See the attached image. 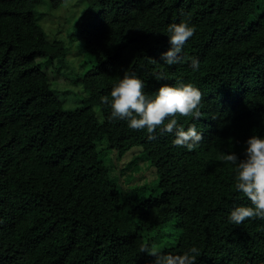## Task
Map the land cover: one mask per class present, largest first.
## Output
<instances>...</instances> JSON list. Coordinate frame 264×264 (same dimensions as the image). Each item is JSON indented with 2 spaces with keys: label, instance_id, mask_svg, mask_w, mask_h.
<instances>
[{
  "label": "trees",
  "instance_id": "obj_1",
  "mask_svg": "<svg viewBox=\"0 0 264 264\" xmlns=\"http://www.w3.org/2000/svg\"><path fill=\"white\" fill-rule=\"evenodd\" d=\"M65 1L0 0V264H153L140 247L159 242L164 254L199 248L196 264H264V219L230 222L250 202L221 160L264 137V0H81L63 39L35 9ZM186 19V59L167 65V29ZM73 37L85 58L69 67ZM67 67L81 91L71 109L51 88ZM125 71L150 96L162 84L199 88L201 118L176 117L202 134L195 149L110 118L101 97ZM123 154L153 180L120 187Z\"/></svg>",
  "mask_w": 264,
  "mask_h": 264
},
{
  "label": "clouds",
  "instance_id": "obj_2",
  "mask_svg": "<svg viewBox=\"0 0 264 264\" xmlns=\"http://www.w3.org/2000/svg\"><path fill=\"white\" fill-rule=\"evenodd\" d=\"M170 47L161 54V60L167 65L182 63L184 46L195 34V26L183 20L171 24L168 29ZM191 67L196 71L199 60L191 59ZM158 80L166 79L158 74ZM204 94L192 83H180L178 86L162 84L154 95L145 93V82L135 72L125 71L122 77L113 84L110 96L101 97V103L110 106L112 120L126 121L134 131L146 130L148 139H155L157 129L174 133L173 144L195 149L203 136L192 124L185 130L178 126L176 117H192L199 120ZM244 158L240 159L234 152L221 156V160L233 166L234 188L243 194L250 206H237L229 215L231 223L240 225L246 220L264 219V137L250 136L246 141ZM140 251L153 257V264H196L201 255L200 249L192 246L182 254H164L155 245L144 243Z\"/></svg>",
  "mask_w": 264,
  "mask_h": 264
},
{
  "label": "rangeland",
  "instance_id": "obj_3",
  "mask_svg": "<svg viewBox=\"0 0 264 264\" xmlns=\"http://www.w3.org/2000/svg\"><path fill=\"white\" fill-rule=\"evenodd\" d=\"M44 2V1H43ZM81 0H66L62 5H59L55 8H49L44 5V3L40 4L35 9V16L38 18L39 24L42 26L44 30L47 28L59 26V32L57 35L64 38L66 33V29L69 28V23L71 21V17L75 16L79 11L81 6ZM48 31V30H47ZM68 46V53L66 55V61L68 62V66H75L79 61L85 58L84 50L82 47L83 41L80 37H73V39L68 42L65 41ZM69 67L63 69L58 73L55 77V84L51 85V88L56 92L57 96L62 99V107L66 109L74 108L80 105L81 99V91H79V86L71 83V78L69 76ZM68 71V72H67ZM110 151H106V155H114V153H109ZM131 158L130 156L127 159ZM126 159V155L123 154L120 159L117 158L116 165H119L122 170L123 175L117 179V183L120 187H132L134 185L141 184H149L153 180V175L147 163L145 161L139 163L138 169H127L129 162ZM120 162V164H118ZM124 166V168H123ZM177 229H173V236H176ZM164 244L157 243L155 246L162 247Z\"/></svg>",
  "mask_w": 264,
  "mask_h": 264
}]
</instances>
